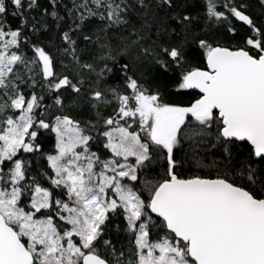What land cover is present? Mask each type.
<instances>
[{"label": "snow or ice", "instance_id": "6c2138e0", "mask_svg": "<svg viewBox=\"0 0 264 264\" xmlns=\"http://www.w3.org/2000/svg\"><path fill=\"white\" fill-rule=\"evenodd\" d=\"M40 7L0 0V264H264V24L248 5L50 0L44 23ZM53 26L55 54L31 39ZM114 217L126 250L105 238Z\"/></svg>", "mask_w": 264, "mask_h": 264}, {"label": "trees", "instance_id": "16d2710c", "mask_svg": "<svg viewBox=\"0 0 264 264\" xmlns=\"http://www.w3.org/2000/svg\"><path fill=\"white\" fill-rule=\"evenodd\" d=\"M67 2V0H65ZM205 0H189V4L191 5V11L193 14L201 13L203 12V6H204ZM237 2H240V0H237ZM244 3L248 5V13L251 14V16L256 20L258 24H264V6L261 5V0H243ZM50 0H38V4L41 6L40 8L36 9L33 11L31 14L33 16H36L38 20L41 21V23H44L45 18L41 15L43 8L49 7ZM63 14V13H61ZM13 24L18 23L16 20H11ZM233 22L236 23L238 26L241 24V22L235 21L233 18ZM47 23L52 24V19L51 17L47 18ZM203 19H201L200 24L203 26ZM246 30L245 27L240 28L241 35L243 32ZM55 34H56V29L53 26L52 30L50 32L45 31L44 28H41L40 31L36 32L34 35L31 36L32 40H40L45 46L49 48L50 51L55 54V48L56 44L58 41L55 39ZM215 35L221 37L225 41L229 42H238L240 37L237 36L235 41H231V33H226L225 28L223 26L219 27L218 30H216ZM51 41V43H49ZM80 48H85V44L83 42L80 43L79 45ZM88 49L92 50V53H94V48L92 45L87 46ZM82 59L85 61H90L91 59V54H83ZM65 63H68V59H65ZM59 70V69H58ZM109 84L115 86L117 83V80L113 79L108 81ZM119 83H122V81H119ZM48 103H51V101H48ZM109 112L111 109L108 110ZM51 145H49L50 147ZM193 147H189L188 145H185V150L189 152V161L192 164L193 170L197 167L195 160L192 158L193 157ZM213 154H215L217 157L219 156V152L216 153H211V152H206L204 149H200L199 151V156L203 157V163H209L212 159ZM35 163V162H34ZM120 224L123 225V221L121 218H113V223L110 225V232L108 235L105 237L106 239H111L113 244L119 249L121 246H124V249H127V233L124 232L123 230H118L116 228V225Z\"/></svg>", "mask_w": 264, "mask_h": 264}]
</instances>
